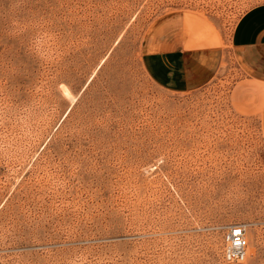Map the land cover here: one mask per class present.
I'll return each mask as SVG.
<instances>
[{
	"label": "rangeland",
	"instance_id": "obj_1",
	"mask_svg": "<svg viewBox=\"0 0 264 264\" xmlns=\"http://www.w3.org/2000/svg\"><path fill=\"white\" fill-rule=\"evenodd\" d=\"M260 4L0 0V264H264L260 88L231 59L178 93L141 63L162 19L227 44Z\"/></svg>",
	"mask_w": 264,
	"mask_h": 264
},
{
	"label": "crops",
	"instance_id": "obj_2",
	"mask_svg": "<svg viewBox=\"0 0 264 264\" xmlns=\"http://www.w3.org/2000/svg\"><path fill=\"white\" fill-rule=\"evenodd\" d=\"M195 31L184 13L154 23L141 45L145 73L170 92H189L208 84L231 59L242 81L261 90L258 125L264 142V4L238 18L227 44H202Z\"/></svg>",
	"mask_w": 264,
	"mask_h": 264
},
{
	"label": "built area",
	"instance_id": "obj_3",
	"mask_svg": "<svg viewBox=\"0 0 264 264\" xmlns=\"http://www.w3.org/2000/svg\"><path fill=\"white\" fill-rule=\"evenodd\" d=\"M245 227L243 225H232L226 232L225 261L234 262L244 258L246 250V240L244 237Z\"/></svg>",
	"mask_w": 264,
	"mask_h": 264
}]
</instances>
